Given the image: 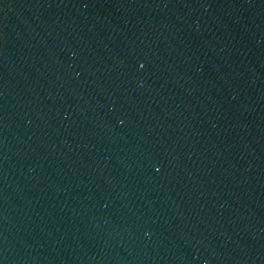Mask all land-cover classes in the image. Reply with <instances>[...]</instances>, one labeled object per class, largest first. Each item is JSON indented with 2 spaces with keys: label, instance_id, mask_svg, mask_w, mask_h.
I'll return each instance as SVG.
<instances>
[{
  "label": "water",
  "instance_id": "95a60500",
  "mask_svg": "<svg viewBox=\"0 0 264 264\" xmlns=\"http://www.w3.org/2000/svg\"><path fill=\"white\" fill-rule=\"evenodd\" d=\"M0 264H264V0H0Z\"/></svg>",
  "mask_w": 264,
  "mask_h": 264
}]
</instances>
